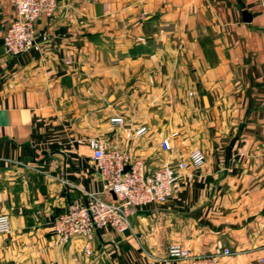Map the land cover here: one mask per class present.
<instances>
[{"label": "crops", "instance_id": "0c3cea01", "mask_svg": "<svg viewBox=\"0 0 264 264\" xmlns=\"http://www.w3.org/2000/svg\"><path fill=\"white\" fill-rule=\"evenodd\" d=\"M60 2L36 22L35 46L11 56L1 32L15 13L0 0V214L11 220L0 264H187L175 245L264 264V151L246 149L264 145V62L248 49L262 0ZM94 138L150 171L195 149L206 161L187 162L178 196L135 211L124 234L99 230L87 252L82 238L60 245L53 221L104 190Z\"/></svg>", "mask_w": 264, "mask_h": 264}, {"label": "built area", "instance_id": "2783aa9c", "mask_svg": "<svg viewBox=\"0 0 264 264\" xmlns=\"http://www.w3.org/2000/svg\"><path fill=\"white\" fill-rule=\"evenodd\" d=\"M15 16L1 33L3 47L8 55L20 56L29 52L36 44L35 24L41 18H53L61 7L60 0H10ZM264 6V0H262ZM115 124H123V118L112 119ZM145 129L138 131L143 134ZM161 141L163 151H173V138ZM96 170L104 184V190L87 194L84 202H74L53 221V230L60 245L68 244L74 238L86 241V251L97 232L109 228L119 234L131 229V216L139 209L152 204H165L181 192L180 172L188 169L189 163L200 168L206 156L199 149L193 150L187 161L176 165H165L156 170H148L142 160L132 161L131 155L116 148H110L99 138L89 141ZM111 193L115 195L112 198ZM11 233V220L0 214V235ZM172 258L187 264H225L224 260L237 253L224 248L218 253L193 254L180 245L170 249Z\"/></svg>", "mask_w": 264, "mask_h": 264}, {"label": "rangeland", "instance_id": "374dc122", "mask_svg": "<svg viewBox=\"0 0 264 264\" xmlns=\"http://www.w3.org/2000/svg\"><path fill=\"white\" fill-rule=\"evenodd\" d=\"M259 3V1H258ZM255 15H257L256 26L254 27L253 37L251 38V42H249L248 49H253L254 60L264 62V8L262 6L256 5L254 8ZM259 112L254 113V119L257 118ZM262 116V114H260ZM260 116V118H261ZM264 144V143H262ZM246 146V143H245ZM250 147V151H264V145L256 144L247 145L246 149ZM260 179V178H259Z\"/></svg>", "mask_w": 264, "mask_h": 264}, {"label": "water", "instance_id": "95a60500", "mask_svg": "<svg viewBox=\"0 0 264 264\" xmlns=\"http://www.w3.org/2000/svg\"><path fill=\"white\" fill-rule=\"evenodd\" d=\"M245 17H246V22H251V16L250 15L245 14ZM111 195H112V198L115 199V195L113 193H111Z\"/></svg>", "mask_w": 264, "mask_h": 264}]
</instances>
